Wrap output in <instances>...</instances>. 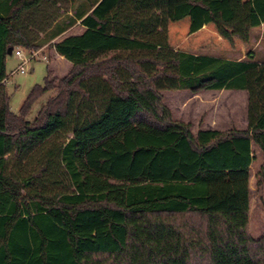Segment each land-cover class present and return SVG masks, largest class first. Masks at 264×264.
<instances>
[{"label":"trees","instance_id":"16d2710c","mask_svg":"<svg viewBox=\"0 0 264 264\" xmlns=\"http://www.w3.org/2000/svg\"><path fill=\"white\" fill-rule=\"evenodd\" d=\"M184 18L190 32L254 28L264 0L239 18L231 0H0V264H264V234L248 230L264 60L175 49L169 22ZM78 20L83 32L56 40ZM46 45L72 68L14 112L8 49ZM204 89L246 90L247 127L193 133L163 101ZM34 145L46 153L32 180L11 155Z\"/></svg>","mask_w":264,"mask_h":264},{"label":"rangeland","instance_id":"374dc122","mask_svg":"<svg viewBox=\"0 0 264 264\" xmlns=\"http://www.w3.org/2000/svg\"><path fill=\"white\" fill-rule=\"evenodd\" d=\"M234 17H241L250 7V0H231ZM189 18L169 22V43L175 49L195 53L212 54L227 58H246L253 52L258 60H264V23L250 28L247 22H239L236 27H223L219 32L214 24L196 32L189 31ZM83 26L76 22L64 31L56 40L71 34L83 31ZM47 55V60L43 58ZM21 60L14 54L8 55L6 70L8 77L5 81L10 95V107L18 112L35 84H43L45 76L61 78L72 68V64L65 57L59 56L53 47L46 45L41 48L34 63L26 64L25 72L16 70ZM56 90L45 92L38 98L28 114L32 120L47 99L54 95ZM163 101L170 108L174 119L191 123L193 133L204 127H218L221 130L230 128L245 129L248 111V92L240 89L211 90L204 89L198 92L190 90H163ZM71 134L64 133L65 139ZM52 143L45 147L51 148ZM254 161L250 172V205H249V233L254 238L264 234V175L261 168L264 166V156L260 148L253 143ZM39 146L29 149H15L11 160L26 165V174L33 180L43 170V157ZM44 149V150H45ZM28 170V172H27ZM36 182V181H35ZM56 189L63 187L62 182L56 184Z\"/></svg>","mask_w":264,"mask_h":264},{"label":"built area","instance_id":"2783aa9c","mask_svg":"<svg viewBox=\"0 0 264 264\" xmlns=\"http://www.w3.org/2000/svg\"><path fill=\"white\" fill-rule=\"evenodd\" d=\"M41 49L38 50H34V51H26L24 48L22 47H16L13 50V53L21 60V63L18 65V67L16 68V70H19L20 72H25V68H26V64L27 63H34L36 57L39 55ZM44 59H48L47 55H43ZM7 78H5L3 80V82L5 83Z\"/></svg>","mask_w":264,"mask_h":264},{"label":"crops","instance_id":"0c3cea01","mask_svg":"<svg viewBox=\"0 0 264 264\" xmlns=\"http://www.w3.org/2000/svg\"><path fill=\"white\" fill-rule=\"evenodd\" d=\"M190 21V20H189ZM77 22H79L80 24H81V20H78ZM209 24H206V25H204L202 28H200V29H203V28H206L207 26H208ZM83 26V25H82ZM83 28L85 29V27L83 26ZM84 29H83V31H84ZM199 29V30H200ZM198 30V31H199ZM82 31V32H83ZM53 50L55 51V53L56 54H58L59 56H62V57H64L63 55H60L56 50H55V48H53ZM220 90H226V89H220ZM236 90V89H235ZM240 90V89H239ZM247 125H248V119L246 120V123H245V126L244 127H247ZM219 129L218 127H204V128H201V129ZM199 130V129H198ZM197 130V131H198ZM221 130V129H220ZM197 131H194V132H197ZM253 143L254 142H252V149L254 148V146H253ZM253 152H254V150H253ZM254 161V160H253ZM253 163V162H252ZM252 163H251V165H250V169H251V166H252ZM251 176V175H250ZM249 187H250V178H249Z\"/></svg>","mask_w":264,"mask_h":264},{"label":"water","instance_id":"95a60500","mask_svg":"<svg viewBox=\"0 0 264 264\" xmlns=\"http://www.w3.org/2000/svg\"><path fill=\"white\" fill-rule=\"evenodd\" d=\"M13 52V47H9L8 53L11 54Z\"/></svg>","mask_w":264,"mask_h":264}]
</instances>
